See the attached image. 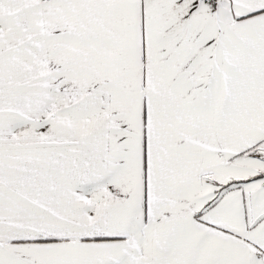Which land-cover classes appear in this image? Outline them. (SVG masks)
Wrapping results in <instances>:
<instances>
[{
    "label": "snow or ice",
    "instance_id": "snow-or-ice-1",
    "mask_svg": "<svg viewBox=\"0 0 264 264\" xmlns=\"http://www.w3.org/2000/svg\"><path fill=\"white\" fill-rule=\"evenodd\" d=\"M0 264H264V0H0Z\"/></svg>",
    "mask_w": 264,
    "mask_h": 264
}]
</instances>
